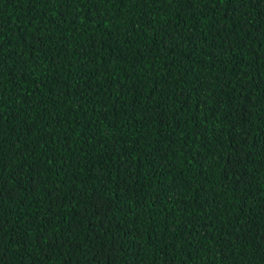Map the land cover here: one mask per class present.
Segmentation results:
<instances>
[{"label": "trees", "instance_id": "16d2710c", "mask_svg": "<svg viewBox=\"0 0 264 264\" xmlns=\"http://www.w3.org/2000/svg\"><path fill=\"white\" fill-rule=\"evenodd\" d=\"M0 264H264V0H0Z\"/></svg>", "mask_w": 264, "mask_h": 264}, {"label": "snow or ice", "instance_id": "6c2138e0", "mask_svg": "<svg viewBox=\"0 0 264 264\" xmlns=\"http://www.w3.org/2000/svg\"><path fill=\"white\" fill-rule=\"evenodd\" d=\"M238 3H240L241 5L243 4V0H237Z\"/></svg>", "mask_w": 264, "mask_h": 264}]
</instances>
